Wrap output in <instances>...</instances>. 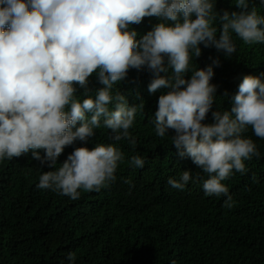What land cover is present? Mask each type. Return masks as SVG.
I'll return each instance as SVG.
<instances>
[{
  "label": "clouds",
  "instance_id": "1",
  "mask_svg": "<svg viewBox=\"0 0 264 264\" xmlns=\"http://www.w3.org/2000/svg\"><path fill=\"white\" fill-rule=\"evenodd\" d=\"M215 4L216 0H0V161L31 150L34 159L54 169L42 172L36 187L72 200L80 198L81 190L108 187L125 162L117 145H136L129 130L143 109L142 103L129 106L117 86L130 69L147 68L152 75L149 92L168 90L159 96L150 121L156 136L169 137V130H174L169 138L179 157L190 158L208 176L202 184L204 195L226 197L224 207L231 209L234 201L223 181L234 170L247 173L245 161L264 159L245 135L251 129L264 140V79L244 76L230 110L217 106L212 111L217 86L210 81L220 61L214 59L200 69L193 59L200 57V45L230 58L237 51L233 35L244 44H264V14L250 0H235L239 11L222 14ZM259 6L264 7V0ZM153 16L161 22L146 34L139 36L131 28ZM93 74L103 85L94 98L88 91ZM78 88L87 98L77 95ZM210 111L212 123H203ZM101 128L111 131L112 143H98L92 150L75 148L56 168L66 147L87 143ZM128 163L142 169L146 161L133 155ZM192 179L191 170H185L169 177L167 184L183 191ZM67 260L74 264V254Z\"/></svg>",
  "mask_w": 264,
  "mask_h": 264
},
{
  "label": "trees",
  "instance_id": "2",
  "mask_svg": "<svg viewBox=\"0 0 264 264\" xmlns=\"http://www.w3.org/2000/svg\"><path fill=\"white\" fill-rule=\"evenodd\" d=\"M234 3L216 0L215 10L238 12ZM250 5L264 14L259 0H250ZM159 22L155 16L145 17L131 28L142 36ZM233 40L237 51L230 58L200 45L201 55L193 59L200 69L214 59L220 61L210 81L217 86L212 111L217 106L230 110L231 97L244 76L264 79V44H244L235 35ZM151 79L147 68L130 69L117 86L129 106L142 103L143 109L129 130L136 145L128 141L117 145L125 162L119 164L117 179L108 187L81 190L80 198L72 200L36 187L42 172L54 169L34 159L31 150L0 161V264H69V253L75 256L74 264H264V159L245 161L247 173L234 170L223 181L234 201L231 209L224 207L226 197L205 196L202 184L208 176L190 158L179 157L169 138L174 130L165 138L154 132L150 121L159 96L168 90L150 93ZM102 87L95 74L89 77L93 98ZM83 92L78 88L77 95L87 98ZM203 123H212L211 111ZM245 135L264 153V140L251 129ZM110 136V130L101 128L87 143L76 141L58 157L56 168L75 148L92 150L98 143H112ZM40 155L44 156L43 150ZM133 155L145 158L142 169L129 165ZM185 170H191L193 179L183 191L167 184L169 177Z\"/></svg>",
  "mask_w": 264,
  "mask_h": 264
},
{
  "label": "bare ground",
  "instance_id": "3",
  "mask_svg": "<svg viewBox=\"0 0 264 264\" xmlns=\"http://www.w3.org/2000/svg\"><path fill=\"white\" fill-rule=\"evenodd\" d=\"M112 142V141H111Z\"/></svg>",
  "mask_w": 264,
  "mask_h": 264
}]
</instances>
